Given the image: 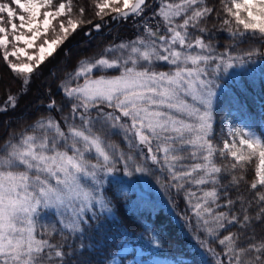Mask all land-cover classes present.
<instances>
[{"label":"snow or ice","instance_id":"6c2138e0","mask_svg":"<svg viewBox=\"0 0 264 264\" xmlns=\"http://www.w3.org/2000/svg\"><path fill=\"white\" fill-rule=\"evenodd\" d=\"M221 2L226 18L220 31L227 32L234 41H264V0ZM146 7V0H98L95 15L103 19L115 13L113 21H127L129 17H140ZM73 10V0L0 2V54L23 85L29 84L34 71L86 22L83 7L75 19ZM213 10L206 0H163L155 13L163 21V34L159 26L153 30L146 22L147 38L112 45L98 59L81 61L70 80L82 78L83 82L62 86L64 96L72 104V113H79L80 124H68L65 132L54 119L41 117L29 131L13 133L6 141L0 149V264H51L53 254L62 259L65 253L58 245L38 237V208H66L72 216L68 223L61 222L62 226L69 232H80L84 211L93 203L106 208L95 195L100 173L110 174L117 163H123L125 169L135 164L139 173L147 171L132 154L125 155L118 144L107 142L109 137L120 134L130 149L136 145L147 149L146 155L140 153L143 160L153 165L163 160L161 170L169 173L172 187L182 190L186 184L197 186L200 194L188 191L186 199L207 236L217 238L220 230L228 232L218 239L228 264H264V240L255 242L254 236L243 231L252 219L264 218V191L258 190V185L264 188V138L252 131L229 128L231 142L225 139L222 148L212 139L213 92L207 66L213 63L217 69L221 65L226 69L232 66L233 59L244 61L228 53L214 56L212 45L200 35L193 38L189 31L194 29L210 38V30L201 24L207 22ZM177 18H181L180 22ZM93 27L99 31L102 25ZM50 33L55 38L49 39ZM21 43L24 47L19 46ZM34 47L37 51L29 54L28 50ZM111 53H116L114 58H109ZM254 54V50H249L245 56ZM21 57H26L27 62ZM157 63L171 66L170 70H155ZM108 70L119 74L93 77L95 71ZM15 100L14 96L8 97L13 107ZM56 103L50 101L47 108H55ZM101 105L113 111L104 112ZM93 108L98 110L97 118L90 117L89 109ZM217 153L222 159L230 157L231 162L218 165ZM254 158L258 164L250 188L257 190L255 202L260 205L255 217L247 214L243 203L242 220L235 211L216 212L215 207H220L216 185L220 184L221 174L230 175L229 186L238 187ZM187 160L193 163H184ZM209 184L210 189H200ZM224 195H228L226 190ZM237 199L242 201L243 197ZM234 204L228 199L225 207ZM236 225L241 231L233 233L230 226ZM201 246H205V241ZM207 251L221 255L210 244Z\"/></svg>","mask_w":264,"mask_h":264},{"label":"trees","instance_id":"16d2710c","mask_svg":"<svg viewBox=\"0 0 264 264\" xmlns=\"http://www.w3.org/2000/svg\"><path fill=\"white\" fill-rule=\"evenodd\" d=\"M0 2L10 3V0ZM96 2L98 0H73V18L79 16V9L83 7V19L86 22L69 35L53 56L47 57L34 71L29 84L23 85L22 80L11 73L0 54V108H6V111H0V149L12 138L13 133L29 131L33 122L41 117L54 119L65 132L68 124H80L79 113H72V104L61 89L63 83L74 75L80 62L98 59L104 54V49L112 45L128 43L137 37L147 38L144 31L146 22L153 30L159 26L161 34L166 31L162 19L155 15L163 0H146L147 7L140 17H129L127 21L120 22L112 20L115 13L105 15L103 19L97 17ZM206 3L214 10L207 22L201 26L210 30V38L197 30L189 29L193 38L196 35L205 38V43L212 45V54L216 57L228 53L244 61L239 63L233 59L232 66L226 69L223 65L217 69L213 63L207 66L208 72L211 73L207 79L212 82L213 92V143L222 148L225 139L231 142V137L228 136L229 128L252 131L264 138V41L251 38L244 42L234 41L227 32L219 30L222 20L226 18L221 0H206ZM180 19L177 18V22H180ZM95 24L102 25L99 31L94 29ZM233 26L235 27L234 24ZM86 32H90V35L86 36ZM249 50L255 52L251 57L245 56ZM115 55L116 53L108 54L109 58H114ZM170 67L165 63L154 65L157 71L170 70ZM101 74L119 73L113 70L106 73L95 71L93 77ZM10 95L16 98L14 107L8 102ZM53 100L57 102L56 107L48 109L47 104ZM100 107L104 112L113 111L103 105ZM89 113L91 118L98 117V110L95 108L89 109ZM15 139H18V135ZM107 142L118 144L125 155L132 154L145 165L147 171L139 173L135 171V164L130 169H125L123 163H117L115 170L110 174L100 173L95 195L104 201L106 208L93 203L90 209L83 212L80 232H69L62 226L61 222L68 223L71 216L60 217L45 210L47 225L37 230L38 237L48 239L65 253L62 259L53 254L51 264H109L127 244L131 246V250L127 255L119 256L118 264H126L137 254L142 260L150 262L163 259L175 264H217L218 261L220 264H228V257L222 255L223 246L218 244V239L228 232L220 230L217 238L207 236L198 226L192 206L186 199L188 191H197V194H200L197 186L186 184L182 190L172 187L169 173L166 169L161 170L163 160L157 165L143 160L140 153L146 155L147 149L139 145L130 149L128 142L123 139V134L111 136ZM215 160L218 165L231 162L230 157L222 159L218 153ZM184 163L190 165L193 161L187 160ZM257 164L258 159L254 158L247 167L244 181H241L238 187L229 186L231 176L221 174L220 184L216 185L220 193V207L213 206L216 212L235 211L242 220L243 203L244 207L248 208L247 214L255 217L260 205L255 202L257 190L251 189L250 183L255 178ZM127 172L130 174H126ZM158 175L160 181L156 182ZM211 187L209 184L200 186V189L208 190ZM225 190L227 196L224 195ZM258 190L264 191V188L258 185ZM237 197H243V200H238ZM228 199L235 201L231 208L225 207ZM230 230L233 233L241 231L238 225L230 226ZM243 231L246 235L254 236L255 242L264 240V218L259 221L252 219L249 227ZM202 241H205L204 247L201 246ZM208 244L221 255L209 253Z\"/></svg>","mask_w":264,"mask_h":264},{"label":"rangeland","instance_id":"374dc122","mask_svg":"<svg viewBox=\"0 0 264 264\" xmlns=\"http://www.w3.org/2000/svg\"><path fill=\"white\" fill-rule=\"evenodd\" d=\"M14 9H15V5H13ZM17 24L19 23V21H15ZM5 26H7L6 24V14H5ZM10 38V37H9ZM55 38L54 35H52L51 33L49 34V39ZM41 41H37L36 43H40ZM20 47H24V45L21 43L19 44ZM37 51V49L34 47L33 49H29L28 53L29 54H34ZM11 60L14 61V58L10 57ZM22 60H24L25 62H27L26 57H21ZM14 62H18V61H14ZM165 71H169V70H165ZM83 79L81 78L80 80H70L67 79L64 84H68L69 86H75L77 83H82ZM62 85V86H63ZM61 86V89H63V87ZM264 130V127H263ZM159 176L158 175L155 178V181H160L159 180ZM99 206V205H98ZM80 205L77 204L76 208L79 209ZM90 209V207L88 208ZM45 210H49L51 212H54L55 214H57L60 217H65L66 215L72 216V214L66 209V208H61L59 210L55 209V208H45L43 206H41L40 208H38V212H37V230H40V227H46L47 224H45V220L47 219V215H45ZM85 212V211H84ZM44 215V216H43ZM131 250V246L129 244L125 245L118 253V256H116L114 258V260L109 263V264H118L119 263V256H125L127 255ZM126 264H175L173 261H166L163 259H155L154 261L150 262V261H146V260H142L140 258V256L137 254L135 255L133 258H131L129 261H127Z\"/></svg>","mask_w":264,"mask_h":264}]
</instances>
